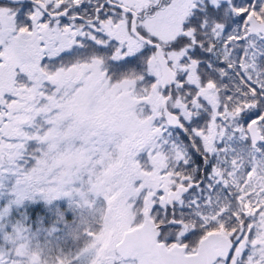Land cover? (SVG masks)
Here are the masks:
<instances>
[{
  "label": "snow or ice",
  "instance_id": "6c2138e0",
  "mask_svg": "<svg viewBox=\"0 0 264 264\" xmlns=\"http://www.w3.org/2000/svg\"><path fill=\"white\" fill-rule=\"evenodd\" d=\"M0 264H264V0H0Z\"/></svg>",
  "mask_w": 264,
  "mask_h": 264
}]
</instances>
